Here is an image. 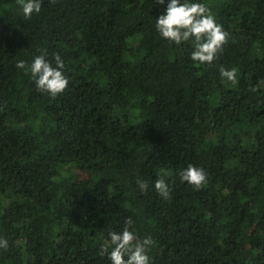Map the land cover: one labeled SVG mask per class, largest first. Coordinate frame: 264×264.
<instances>
[{"label": "trees", "instance_id": "1", "mask_svg": "<svg viewBox=\"0 0 264 264\" xmlns=\"http://www.w3.org/2000/svg\"><path fill=\"white\" fill-rule=\"evenodd\" d=\"M168 2L41 0L25 18L0 0V264H111L100 249L128 218L150 264H264V0H189L228 33L212 64L157 32ZM57 54L52 98L30 67Z\"/></svg>", "mask_w": 264, "mask_h": 264}, {"label": "clouds", "instance_id": "2", "mask_svg": "<svg viewBox=\"0 0 264 264\" xmlns=\"http://www.w3.org/2000/svg\"><path fill=\"white\" fill-rule=\"evenodd\" d=\"M156 2L163 5L165 0H156ZM17 4L21 7L25 18H30L33 13H39L41 10V0H17ZM155 27L163 39L176 45L191 41L194 46L191 60L200 64H212L228 41V33L216 22L209 8L202 3H191L189 0H169L165 13L156 19ZM54 60L55 67L40 55L34 58L30 67L37 89L52 98L61 94L69 82L63 74L61 57L57 54ZM16 67L24 69L26 64L24 61H19ZM219 72L233 85L237 83V69L226 70L221 66ZM261 84H264V80ZM258 87L259 85L253 88V91ZM166 175V171L162 169L160 178L154 182L156 192L164 199L170 196L169 186L164 179ZM179 177L182 182H187L195 189L202 188L207 182L204 169L191 164L179 173ZM137 185L141 191L148 187L142 180H137ZM132 223L131 218H128L121 231L108 233L109 240L101 247L100 254L101 256L107 254L111 264H150L148 253L155 242L151 237L139 238L131 230ZM7 247L8 241L0 238V249L6 250Z\"/></svg>", "mask_w": 264, "mask_h": 264}]
</instances>
